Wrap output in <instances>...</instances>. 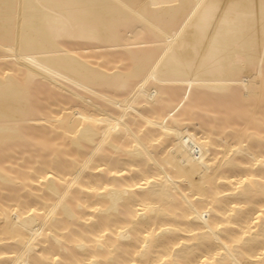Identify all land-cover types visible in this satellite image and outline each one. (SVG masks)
Instances as JSON below:
<instances>
[{"label": "bare ground", "instance_id": "1", "mask_svg": "<svg viewBox=\"0 0 264 264\" xmlns=\"http://www.w3.org/2000/svg\"><path fill=\"white\" fill-rule=\"evenodd\" d=\"M263 68L264 0H0V264H264Z\"/></svg>", "mask_w": 264, "mask_h": 264}, {"label": "rangeland", "instance_id": "2", "mask_svg": "<svg viewBox=\"0 0 264 264\" xmlns=\"http://www.w3.org/2000/svg\"><path fill=\"white\" fill-rule=\"evenodd\" d=\"M141 34H142V33H141ZM144 34H146L145 36H147V37H145V36H141V35L139 34V37H140V39H142V40H139V39H138V40H139L138 43L131 44V46H127V48H128V47L131 48V51H134V52H137V51L140 52L141 50H142L141 52H146V50H147V51L150 50V49H151L150 46L153 47L154 44L150 41V38H151L150 35H149L148 33H146V32H144ZM147 34H148L149 36H148ZM149 37H150V38H149ZM147 38H149V39H147ZM61 39H65V38H61V37H60V40L57 38V40H56L57 45L60 46V47H61V46H65L66 48H68V47H67V44H68L70 41H69L68 43H66V42H65V41H67L66 39H65V41H63V40H61ZM86 44L88 45V47H86V45L83 44L82 46H81V45L78 46V48H70V49H73V50H71L73 53H72V52L70 53V52L68 51L69 54H72V55H78L77 57H79V58L85 60V61L88 62L91 66H92V63H94L95 65H94V64H93V65L96 66V67H98L99 69H104V66H109V65H111L110 63H114V62L116 61V59H113V60H115V61L113 62V60H112V62H111V58H112V57H111V58H110V61H109L110 63H109V62L106 63V62L108 61V57H107V59H106L107 61H106L105 58H104V60H101V61L99 60L100 63L97 62L98 59H102V57H103L102 55H101V56H102L101 58H100V56H97L99 53L103 52V54H104V52H106V50H107V54H108V53H110V50H108V47L101 46V45H99V47H98V45L95 46V47L93 46L94 48H92V47L89 46V45H91V43H86ZM69 45H70V44H69ZM89 47H90V48H89ZM104 47H105V48H104ZM61 48H62V47H61ZM66 48H64V49H66ZM114 48H115V46H114ZM144 48H145V49H144ZM70 49H68V50H70ZM103 49H104V51H102ZM109 49H112V48H109ZM118 49H119V47H117V51H119ZM120 49H124V48H121V47H120ZM112 50H114V49H112ZM108 51H109V52H108ZM115 51H116V49L114 50V52H113V51H112V52L115 54V53H116ZM120 51H121V50H120ZM120 51H119V52H120ZM68 52H67V53H68ZM107 54H106L105 56H108ZM111 54H112V53L109 54V57H110ZM119 54H121L120 57H119L117 54H115V55H116L115 57H119L118 59H122V58L125 57L126 51L123 50V52L121 51V53H119ZM122 54H123L124 56H123ZM80 56H81V57H80ZM96 56H97V58L95 59V60H96V61H95L94 58H95ZM111 56H113V55H111ZM115 57H114V58H115ZM126 59H127V60H126ZM123 60H125V61H123ZM89 61H90V62H89ZM104 61H106V62H105L106 65H105ZM122 61L125 62V63L128 61L127 64H130V59H128V58H124V59L119 60V61H117V62H118V63H119V62L121 63ZM95 62H97L98 64L95 63ZM102 62H103V63H102ZM117 62H116V64H118ZM125 63H124V64H125ZM102 64H104V65L101 66ZM124 64H123V66H120V65H122V63H121V64L119 65L120 68H121V67H124V66L126 65V64H125V65H124ZM98 65H99V66H98ZM112 65H113V66H116L115 64H112ZM94 66H92V67H94ZM100 66L103 67V68H101ZM119 66H118V67H119ZM128 66H129V65H128ZM128 66H126V67H128ZM96 67H95V68H96ZM118 67H113V68L116 70V68H118ZM110 68H111V67H110ZM110 68H108V69H110ZM124 68H125V67H124ZM121 69H122V68H121ZM263 69H264V68H263ZM115 70H114V71H115ZM122 70H123V69H122ZM110 71H112V69L108 70V72H110ZM261 71H262V69H261ZM263 71H264V70H263ZM263 71H262L261 73H262L263 76H264V72H263ZM37 84H38V83H37ZM164 84H165V83H164ZM164 84H162V88H163V85H164ZM170 84H171V83H169V86H170ZM56 85H57V84H54V87H55ZM71 85H72V84H69V87L72 88V86H73V89L75 90V87H76V86H75V85H72V86H71ZM166 85H167V84L164 85L165 88H167ZM173 85H174V84H173ZM173 85H171V86H173ZM176 85H177V84H176ZM179 85H180V84H179ZM52 87H53V86H52ZM56 87L58 88V85H57ZM56 87H55V88H56ZM175 87L177 88V86H174L173 88H175ZM180 87H181V86H180ZM180 87L177 88V89L175 88L174 91H178V90L180 89ZM37 88H38V86H37ZM55 88H54V89H55ZM77 88H78V87H77ZM170 88H172V87H170ZM170 88H167V89H164V90L160 91V92H159V95L161 96V95L164 93L165 90L169 91V93H170V92H171V91H170V90H171ZM196 88H197V87H193V88L190 89V90H192V91H189L190 94H188V95H190V96L187 97L186 99L184 98L183 101L180 102V103L178 104V106L175 107V108L173 109V111H171V113H170L171 116H175L176 112L178 111V108H180V110H181L184 106L188 105V104H186V105L183 104V103H185L186 101H187L186 103H189L188 101H190V100L192 101V102L190 101L191 103H193V100L196 102V100H197L198 97H196V100H195V96H194L193 93H195V91L197 92V91L200 90V89H196ZM52 89H53V88H52ZM54 89H53V90H54ZM78 89H79V91L81 90L80 88H78ZM168 89H170V90H168ZM195 89H196V90H195ZM31 90H32V89H31ZM35 90H36V89H35ZM35 90L33 89V90H32L33 92L30 91V92H32V93H30V96H31L32 100H33L34 96L36 97V99H34V102H35V103H34V106L32 105V106L34 107V109H33V110L31 109V110H32V112L35 110V111H36L35 114L38 112L37 115H36V117H38V116L40 115L41 118L39 117V118H40L39 121H41V120L44 121V119H46V118H50V119L53 118V116H55V115H54L55 112L60 111L61 107H63V104H62V103H65V102H66V103H65V105H64L63 108H67V107L69 106V108H68L69 110H68L67 112H70V108H71L70 106H74V104H73V105L70 104V102H71V103H75V107H76V109H77L79 106L82 107V106H85V105H86V107H88L89 112L92 111L91 113H94L95 110H94V109L91 110V108H93V105H94L93 102H94V101H95V102L98 101V100H96V99L98 98V96H93V97H92V100H90L91 98H89V97H91V95H88L89 92H86V93H88L86 96L89 98V99H88V98L85 99V100H88V101L86 102L87 104H86L85 102L83 103V102L81 101V100H82L81 98L78 99V100H77L78 102H77V101H76L77 98L74 99V96L71 97V96L69 95V93H68V94H65V92H64L63 94L67 95V96H66L67 98H69V96H70V98H73V99L71 100V99L69 98L71 101H70V102H69V100L66 101L67 98L65 97V95H64V96L62 95L63 97H65V100L61 101L62 106H60L61 104L59 105L58 103H55L56 105L53 104L54 106H56L55 108H54V106L51 107V105H50V109H49V108L47 109L48 104H46V103H47V101H50V100H47V99H45V98L42 99V98L39 96V95H40V94H39V93H40V92H39L40 90H37V91H38L37 93L34 92ZM56 91H57V89H56ZM77 91H78V90H76V92H77ZM79 91H78V92H79ZM83 91H84V90H83ZM53 92H54V91H53ZM78 92H77V93H78ZM161 92H162V94H160ZM192 92H193V93H192ZM203 92H204V90L201 92L200 96L203 95L202 97H203V99H205L204 97H205L206 95H204V94H206L207 92L205 91L206 93L202 94ZM208 92H209V94L211 93L210 95H211V98H212V99H208L207 101H205V103L208 102V105H205V104H204V106H209L210 103H212V102H216V104L220 105V107H218V108H219V109L222 108V109H220V110L218 111V110H216V109L213 108V109L215 110V111H214L215 113H222V110H224L225 107H226V109H227L228 106L231 105V104H230L231 102L229 103V102L226 101L224 98L219 97V95H221V94H215V95H218V97L216 96L217 98L214 97V99H213L212 96H214V93H213V92H210V91H208ZM54 93L56 94V92H54ZM57 93H58V92H57ZM66 93H67V92H66ZM79 93H81V91H80ZM86 93H85V91H84V93H82L83 97L85 96ZM198 93H199V92H198ZM198 93H197V94H198ZM225 93H227L226 95H228V92H225ZM32 94H33V95H32ZM36 94H37V95H36ZM90 94H91V93H90ZM92 94L99 95V93H96V92H95V93H92ZM157 94H158V93H157ZM164 94H166V93H164ZM164 94H163L162 97H165ZM192 94H193V95H192ZM223 94H224V93H222V95H223ZM80 95H81V94H80ZM82 95H81V96H82ZM195 95H196V93H195ZM222 95H221V96H222ZM77 96H79V94H78ZM77 96H76V97H77ZM81 96H79V97H81ZM156 96H157V95H156ZM160 96H157V97L160 98ZM166 96H167V94H166ZM200 96H199V97H200ZM224 96H225V95H224ZM38 97H40V98H38ZM94 97H97V98L93 100ZM157 97H156V98H157ZM162 97H161V98H162ZM37 98H38V99H37ZM85 98H86V97H85ZM158 98H157V99H158ZM206 98H207V97H206ZM227 98H228V97H227ZM39 99H42V101H41V103H40V107H39V105H38V106L35 105V104H39V103L37 102ZM200 99H201V97H200ZM203 99H202V100H203ZM74 100H75V101H74ZM79 100H80L81 102H79ZM154 100H156L155 97H154ZM205 100H206V99H205ZM230 100H231V99H230ZM45 101H46V102H45ZM89 101H90V102H89ZM200 101H201V100H200ZM200 101H199V104L203 106V103L200 102ZM68 102H69V103H68ZM88 102H89V103H88ZM197 102H198V101H197ZM44 103H45L46 105H43ZM48 103H49V102H48ZM59 103H60V102H59ZM76 103H77V104H76ZM81 103H83V104L80 105ZM90 103H92L93 105L91 106ZM68 104H69V105H68ZM89 104H90L91 107L89 106ZM95 104L98 105V102H96ZM182 104H183V105H182ZM232 104H233V103H232ZM235 104H236V102H235ZM181 105L183 106L182 108L180 107ZM189 105H190V104H189ZM237 105H238V104H237ZM237 105H234V106L237 107ZM46 106H47V107H46ZM58 106H60V107H58ZM202 106H200V107H202ZM234 106H230L229 108L231 109V108L234 107ZM239 106H240V104H239ZM35 107H36V108H35ZM42 107H44V108H42ZM75 107H72L71 109L74 110ZM213 107H215V105H213ZM216 107H217V106H216ZM216 107H215V108H216ZM41 108H42V109H41ZM51 108H52V109H51ZM204 108H206V107H204ZM209 108H210V107H209ZM43 109H44V110H43ZM42 110H43L45 113H43ZM51 110H52V111H51ZM66 110H67V109H66ZM72 110H71V111H72ZM50 111H51V112H50ZM226 111H227V110H226ZM40 112H41V113H40ZM49 112H50L51 114H50ZM65 112H66V111H65ZM223 112H224V111H223ZM39 113H40V114H39ZM42 113H43V116H42ZM48 113H49V114H48ZM52 113H53V114H52ZM44 114H45V116H44ZM47 115H48V116H47ZM220 115H221V114H220ZM42 117H43V118H42ZM194 122H195V121H194ZM42 123H44L45 125L39 123L38 126H35V125H36V124H35V125H34L35 128L38 129V127H39L40 125H41V126L39 127V129H42V130H43V128H48V127H47L48 124H47L45 121L42 122ZM30 125L32 126L33 124H30ZM31 126L28 125L27 128H28V127H31ZM48 126H49V125H48ZM31 128H33V126H32ZM24 130H27V129L25 128ZM24 130H23V131H24ZM28 130H29V129H28ZM29 131H31V129H30ZM29 131H28V132L26 131V134H27V133H30ZM32 131L34 132V131H36V130L33 129ZM38 131H39V130H38ZM51 133H52V134H51ZM53 134H54V136H53ZM48 135H49V137H48ZM35 136H36V135L32 136V138L29 139V142H30V141H31V142H32V141H33V142H36V141L38 142V140L40 139V136H37V137H39L38 140H35V139H36ZM33 137H35V139H33ZM54 137H55L56 139H58L57 137H59V135H57V134H55V133H53V132H50V133L47 134L46 139L49 140L48 142L51 143V142L53 141L52 138H54ZM41 138H42V137H41ZM49 138H50V139H49ZM33 142H32V143H33ZM59 142H60L59 139H58V140H54V142H52V144H57V143H59ZM58 148L61 149V148H63V147L58 145L57 150H59ZM57 150H56V151H57ZM63 150H64V151H63ZM60 151H61V152L63 151V152L66 154L67 159L70 158V156H71V155H70L71 152H69L70 150H68L67 148H65V149H62V150H60ZM58 152H59V151H58ZM58 152H57V153H58ZM1 157H2V154L0 153V158H1ZM68 157H69V158H68ZM2 165H5V164H2ZM93 172H96V169H95V171H93ZM75 194H76V195H75ZM73 195H74V196H73ZM71 196H72L74 199H73V198H70ZM78 196H80L78 193H73L72 195H70V197H67L66 202H67L68 199H69V200L71 199L70 201H72V202H70V201L68 200L67 203H69V204L71 203L70 205H73V204H74L73 202H74L77 198H79ZM72 203H73V204H72ZM37 248H38V247H37ZM37 248H36V250H39V249H37Z\"/></svg>", "mask_w": 264, "mask_h": 264}]
</instances>
